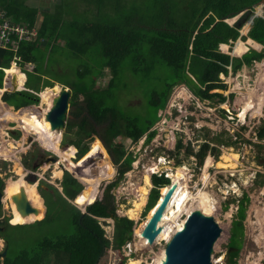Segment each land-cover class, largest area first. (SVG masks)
Wrapping results in <instances>:
<instances>
[{"label":"trees","instance_id":"1","mask_svg":"<svg viewBox=\"0 0 264 264\" xmlns=\"http://www.w3.org/2000/svg\"><path fill=\"white\" fill-rule=\"evenodd\" d=\"M79 1L86 4L80 11ZM259 1L69 0L67 3V0H60L38 26L35 7L27 6L24 1L0 0V10L11 16L15 23L38 26L37 40L22 43L18 53L23 62L35 64L38 74H27L26 84L35 79L37 86L26 85V88L38 93L45 76L44 87H52L56 82L75 90L70 104L76 107L80 104L77 109L85 112L82 120L67 122L63 140L64 144L78 148V158L84 159L81 158L80 167L72 163L73 159L66 164L62 193L51 186L49 191L41 190L45 217L35 222L45 212L36 184H27L23 178L7 197L12 208L11 220H16L17 224L9 225L6 220L0 230L7 252L3 264H99L105 250L121 249L131 242L134 223L116 215L111 194L113 184L107 187L102 200H96L100 182L91 186L86 184L88 178L92 181L93 177L99 176L101 167L113 168L98 135L110 147L112 160L119 166V175L123 176L130 170L133 158L128 156L123 161L125 151L123 148L116 150L115 140L122 134L130 142L143 137L159 120L158 113L165 108L174 86L184 84L203 101L217 98L223 102L221 94H210L212 90L226 88L220 75L237 74L244 67L250 68L264 60L262 51L251 49L241 57H232L219 50L222 44L232 46L238 39H246L240 30L253 15ZM242 13L234 25L226 22ZM246 36L264 46V9L263 17L253 20ZM59 39H64L65 45L58 43ZM42 40L46 42L44 48ZM66 49L70 50L71 60L78 59L68 65L63 62L51 64L54 53L61 57ZM12 59L13 53L0 50V68H8ZM65 71L72 78L56 77ZM126 73L130 76H125ZM15 74L18 82L23 80L22 73L8 69L10 79ZM106 77L107 81H102ZM3 80L4 72L0 70V88ZM68 80L74 81L70 84ZM135 95L142 97L141 103L131 106L138 107L145 102L144 111L140 114L123 111L122 101H129ZM2 100L15 110L39 102L38 96L28 91L5 93ZM3 120L7 121L6 118ZM84 127L89 128L80 133L83 143L74 136ZM69 134L73 136L68 137ZM259 136L264 137V128ZM152 137L153 133L147 135V141ZM208 151L215 153L216 150L204 144L197 154L200 163ZM93 155L96 160L84 171L83 160ZM152 184L149 210L159 200V190L170 182L164 176H154ZM22 186L31 204L40 210L39 214L23 218L15 209L11 196L19 193ZM3 190L4 182L0 178V192ZM79 205H88L85 213L77 207ZM240 209L242 218L243 204ZM110 218L114 220L112 240L106 237L100 222ZM17 247L20 251L14 254Z\"/></svg>","mask_w":264,"mask_h":264},{"label":"rangeland","instance_id":"2","mask_svg":"<svg viewBox=\"0 0 264 264\" xmlns=\"http://www.w3.org/2000/svg\"><path fill=\"white\" fill-rule=\"evenodd\" d=\"M18 1H24V4L27 6L32 8L35 7L38 10L36 16V23L38 26L42 23L45 14L54 10L56 5L60 3V0ZM68 1L69 0H67V3ZM78 3L79 11L85 8V3L80 1L77 2V4ZM141 3H144V0H141ZM255 12H258L257 9H255L254 13ZM243 14L244 13L230 19L229 24L234 25ZM251 17L249 19H251ZM245 27H247L246 24L240 30L241 36H243L242 30ZM242 40L245 41V39ZM58 43L65 45L66 42L64 39H59ZM45 44V41L41 42L43 48ZM234 45H225L224 47H219V50L232 57H241L243 54L241 56L232 54L233 51L231 50ZM261 47L262 48H257L256 50V48L254 49V47L249 46L245 53L251 49L264 52V46ZM68 50L69 49H66L63 53L64 55L61 57L54 53L53 59H50L51 64L54 65L56 62H63L68 65L73 63V60H77L78 58L76 57L73 60L70 59ZM259 63H262L263 67H260ZM11 70H14V68ZM263 70L264 60L255 63L250 68L244 67L237 74L231 73L227 77L220 75V79L226 85V88L224 90H212L210 94H221L224 98L223 102L218 101L217 98L203 101L197 98L184 84L174 86L170 92L165 108L158 113L160 117L159 120L145 135H143V137L138 141L132 140V142H130V140L126 139L127 137L122 134L115 140L114 147L116 150L119 151L123 148L125 151L123 161L128 156L133 158L130 170L123 176L119 175V166H116L112 160L113 156L110 147H107L105 143L102 142L108 160L113 167H103L102 170H107L109 174L114 171V174L111 179L108 177L106 179L109 180H103L99 183V194L96 200H102L107 187L113 184L111 194L114 196L115 213L120 218L132 220L134 226L131 242L124 245L121 249L110 248L105 250L99 264H128V261L131 259H141L143 263L140 264H152L161 255V252L165 249L166 241L161 240L149 247L141 236L142 234L135 236V229L139 228L153 212V208L151 210L148 209L150 194L154 188L152 184L153 177H169V182H171L173 177L175 178L177 175L182 178L179 183L182 188L181 190L185 189L186 186L190 190V197L188 195L186 207L192 204V199H196L199 191L204 192L207 197L203 200L204 208L197 209H200L204 214L211 212V215L214 216L217 223L223 229L221 237L215 245V253L212 258L213 263L264 264V137L260 138L259 136V133L264 128V105L259 111L257 107V111H247L245 116L242 115L244 110L243 107L249 98L248 93L253 92L256 104L259 95H263L264 97V78L260 82L258 81L259 75ZM59 73L58 76H56L58 79L72 78L66 71ZM105 73H107V71H105ZM125 76L128 77L130 74L126 73ZM27 78L28 76L25 78L24 75L23 80L20 82L16 79L13 86L23 90L24 82H27ZM46 78L45 76L42 78L41 88L38 93L39 96L44 89L52 88L50 86H43L44 79ZM73 81L74 80H68L67 82L71 84ZM102 81H107V77L103 78ZM76 83L77 82L74 84ZM55 84L58 83L55 82L54 85ZM25 85H27V87H35L37 86V80L33 79L31 83ZM60 87L65 89L61 84ZM66 89H69L72 96L75 95V90L69 87H66ZM253 89L254 91H252ZM38 98L39 102L37 105L27 108L38 107L41 104V97ZM81 100L82 98H80V103ZM141 100L142 97L139 95L133 96L129 101L123 100L122 110H131L136 114H140L141 111H144L146 103L143 102L138 107L132 106L139 105ZM126 102L130 106H127ZM0 103L4 104L2 101H0ZM69 105L70 107L67 109L66 120L64 122L65 125L70 120H82L85 114V112L77 109L78 106H81L80 104L77 107L72 106L70 103ZM0 115L3 116L4 114ZM11 117L12 120L10 119ZM6 119L10 122L18 123L17 113L9 112ZM8 121H4L0 117V131L6 136L5 142L0 139V149L3 143H5L4 148H6L10 139L11 141L18 142L16 146L19 145L18 148L20 151L18 148L17 150H13L11 156H16L19 159V163L27 171L25 174H28V171H30L38 175L39 182L35 183L38 193L40 194L42 189L49 191V186L61 191L63 180L66 177L62 176L61 179H55L53 175V165L56 163V159L52 160V157L58 159V156L55 154L57 150H54L51 145L46 144V142L33 131H30V134H23L24 131H22L21 128L15 123H10ZM8 128L11 130L8 131ZM88 128L89 127H84L74 137L81 139L80 133L88 131L86 130ZM65 131L66 127L62 132L58 131L61 142H59L57 148L61 150H65L63 148V146L66 145L63 143ZM73 132L75 133L76 130ZM152 133L153 137L147 141V135ZM71 136H73V134L68 135V137ZM99 137L101 138L100 135ZM81 141L84 143L83 139H81ZM204 144H208L216 151L215 153L213 151H208L203 162L200 163L197 154ZM76 150L78 151L79 149L76 148ZM33 155L36 159H34ZM232 155L237 156L234 160L235 167H228V163L224 162L225 160L223 157H230ZM41 156H44V158H41ZM91 157L87 160H83V165H81L83 166V170L88 169V166L93 164L96 160L95 155ZM73 160L72 163L79 164L78 166L80 167L82 160L78 161L77 158ZM208 161L212 162L211 165H208ZM219 162H222L227 167L224 169L218 167ZM35 164H37V166ZM77 165L76 169L79 168ZM34 166L37 168L35 171L33 170ZM25 174L22 176L17 175L15 163L11 158L0 159V178L4 182V190L8 180H14V182H16H12V186H15L8 189L7 197L21 183ZM146 175L149 176L150 187H146ZM90 183H92V181H90ZM145 187L148 189L147 194L143 196L146 202L144 201V204L138 210V218L136 220L131 219L127 213L130 209L135 208L136 203L140 202L139 198L140 195H142L141 193H143L142 189ZM167 191L166 188H161L159 193L163 195L166 194ZM177 194L178 192L175 191L168 207H170L172 201L178 197ZM40 196L42 197L41 194ZM4 199L5 198H3V200ZM42 199L44 204L45 199L43 197ZM195 202V206H199L198 204L200 202H198L197 199ZM241 204L244 205L242 218L239 215L240 211H242V209H240ZM81 209L86 212L85 207ZM256 210H259L260 221L257 217L258 212ZM11 217V204L5 199V202L3 201L0 206V230H2L6 220H8L7 223L9 225L13 226L17 224V221L14 219L11 220ZM43 218L44 215L40 219L35 220V222ZM184 219H186L185 215L180 219L179 223ZM100 222L106 233V237L112 240L114 220L111 218L101 219ZM143 240L144 242H142ZM4 250L5 242L0 236V254H2ZM19 251L20 247H17L13 253L15 254ZM3 261L2 259L0 264H3Z\"/></svg>","mask_w":264,"mask_h":264},{"label":"bare ground","instance_id":"3","mask_svg":"<svg viewBox=\"0 0 264 264\" xmlns=\"http://www.w3.org/2000/svg\"><path fill=\"white\" fill-rule=\"evenodd\" d=\"M259 10H260V8L257 9V11H259ZM249 28H250V26L247 25V27H245L242 30V34H243L242 37H246L245 41H243L242 39H238L236 41V43H234L235 45L233 44L234 47H232L233 49L231 48L232 49L231 51H233V53H232L233 55L241 56L242 54H244L248 50L249 46L254 47V49L256 48V50H257V48H260V46H262V45L258 44L257 42L251 40L250 38H248L246 36L248 31H249ZM224 46H225L224 44L220 45V47H224ZM221 50H222V48H221ZM259 66L263 67V64L259 63ZM7 77L8 78L5 79L6 84H5V87L3 89H5V90L8 89L7 91H9V92L16 91L17 89L15 87H13V85H11L9 81H7V80H11V79L9 78L8 75H7ZM13 77H17V75L15 74ZM263 78H264V70L260 73L258 81L260 82ZM7 86H9V87H7ZM63 87H65V86H63ZM3 89H1L0 91L3 92ZM67 90L69 91V89H66V87H65V89H62L60 87V84H55L54 86H52V88L44 89L40 93L41 104L36 108H26V109L24 108V109H21L19 111H15L12 109V107L7 109L4 104L1 105V103H0V114H4L3 116L0 115L2 120H3V118H6V116L9 112L17 113L18 123L17 124L15 122H13V123H15L19 128L22 129V131H24L23 134H30L29 132L33 131L36 135H38L41 139H43L46 142V144L51 145L54 148V150H57V152L55 154L58 156V160H60V161L56 162L53 165V168H54L53 175H54L55 179H61L62 176H64V170H65L66 164H68L71 159L76 158V155L78 154V151L76 150V148L74 146H70L69 149L66 148L65 150H61L60 148H57V146L59 145V142H61V137H60V134L58 132L59 130H57V129H58V127L61 128V126H60V123L58 124V122L50 121L49 117H48L49 112H50L49 110H51V108L53 107V102H54L55 98H60L64 93L68 92ZM252 91H254V89ZM255 92H257V91H255ZM70 95L71 96H69V98L71 99L72 93H70ZM248 96H249L248 101L245 103V105L243 107L244 108V110L242 112L243 116L246 115L247 111H250L249 109L257 111V107H258V111H259V110H261V107L264 105L263 95L258 96L257 104L254 101L255 99L253 97V92L248 93ZM69 98L65 101L66 107H67V102L69 101ZM66 107H65V109H66ZM10 119L12 120V117ZM8 122H10V121H8ZM59 122H61V116L59 118ZM5 138H6V136L4 135V133L2 131H0V139L3 142H5L6 141ZM8 143L9 144L7 145L6 148H4L5 143L2 144V146H1L2 148L0 149V159L11 158V160H13V162L15 163V169H16L17 175L22 176L27 171L19 163V159L16 156H11V154H12L11 152L13 150H17V148L19 147V145L16 146L18 144V142L11 141V139H10L8 141ZM21 145H22V143H21ZM19 151H20V149H19ZM223 158L225 160L224 162L228 163V167H235V161L234 160L237 158L236 155H232L230 157L226 156ZM211 163H212L211 161H208V165H211ZM71 166L75 170L74 164L73 165L71 164ZM218 167L224 169L227 166H225L222 162H219ZM182 172H184V171H182ZM75 173L79 177L76 170H75ZM99 173H101V172H99ZM175 178H177V179H175ZM175 178L173 177L172 182L177 183L176 191L178 192V194H177L178 197L174 201H172L171 206L167 207V210L164 213L163 222L165 223V226H164L163 231L159 235L156 243L160 242L161 240H165L167 242L177 230H180L182 228L186 219H184L183 221L181 220V222L179 223L180 219L184 215L187 217L193 210H195L197 208H204L203 200L207 198L206 195L204 194V192L199 191V194L197 193L198 195L196 197L197 201L200 202L198 204L199 206H197V205L195 206L196 199L193 198L192 204L190 206L186 207L188 195L190 197V190H189V188H187V186L185 189L181 190L182 188L180 187L179 183L182 180V178H180L178 175H177V177L175 176ZM81 180L84 181L83 178H81ZM88 181H89L88 183H86L84 181L88 186H91L97 182L94 180V177L92 179V183H90V181H91L90 178H88ZM12 182H14V180H8L6 182L5 197H4L5 199H7L8 189H11L13 186H15V185L12 186ZM14 183H16V182H14ZM145 184L147 185L146 187H148V186L150 187L148 175L145 176ZM146 187L142 189L143 193H141L142 195H140V198H139L140 202L136 203L135 208L130 209L129 212L127 213L131 219L136 220L138 218L139 213H137V212L140 209V207L144 204V201L146 202V200H144V197H143L147 194L148 189H146ZM163 188L167 189V187H163ZM5 199L3 200L4 202H5ZM77 207L82 208L81 205H79ZM256 211L258 212L257 217L259 218V221H260L259 210H256ZM151 214H150V216H151ZM206 215H211V212L206 213ZM146 221H144V223L141 224L139 228L135 229V236L142 234V231H143V228L145 226ZM145 242H146V240H145ZM163 259H164V250L161 252V255L152 264H160L163 261ZM140 263H143V262H141V259H131L128 261V264H140Z\"/></svg>","mask_w":264,"mask_h":264},{"label":"water","instance_id":"4","mask_svg":"<svg viewBox=\"0 0 264 264\" xmlns=\"http://www.w3.org/2000/svg\"><path fill=\"white\" fill-rule=\"evenodd\" d=\"M262 5H264V0H260L256 8H259ZM258 13L262 12L259 10ZM69 96H71L70 91L64 93L60 98H55L53 102V107L51 108L48 115L50 121L58 122V124L60 123L61 128L58 127L59 132H62L66 127L64 122L66 120L67 109L68 107H70ZM68 98L69 101L67 102L66 107L65 101ZM60 116L61 122H59ZM100 140L102 141L101 138ZM69 147V145L63 146L64 149H69ZM76 158L78 161H80L81 159L78 158V154ZM53 159H56V162L59 161L56 157H52V160ZM81 165H83V163ZM36 169V166H34L33 170L35 171ZM29 173V175L25 174L24 181L27 184L38 183V175L35 172ZM176 189L177 183L171 182L166 194L160 195L159 200L153 207V212L151 216L149 217V219H147L145 223V226L142 231V237L146 240L147 245L149 247L153 246L156 243L159 235L164 229L165 223L163 222V216ZM4 196L5 190L0 192V206L3 203ZM11 202L15 206L17 212L23 218L28 217L32 214H39L40 210L31 204L27 197L26 189L24 186L20 188L19 193L11 196ZM71 203L74 204L73 201H71ZM44 207L45 217V202ZM82 211L84 212V210ZM222 231L223 229L217 223L214 216L206 215L200 209L193 210L186 217L182 228L180 230H177L172 235V237L166 242V246L164 249V259L160 264H214L212 258L215 253V245L218 239L221 237ZM6 255L7 252L5 249L3 253L0 254V260L5 259Z\"/></svg>","mask_w":264,"mask_h":264},{"label":"built area","instance_id":"5","mask_svg":"<svg viewBox=\"0 0 264 264\" xmlns=\"http://www.w3.org/2000/svg\"><path fill=\"white\" fill-rule=\"evenodd\" d=\"M254 15L255 16H252L248 22V26L251 25L255 17H263V13L259 15L258 12H255ZM36 35V29H28L19 24L13 23L4 11H0V48L16 52L21 42L33 41ZM15 60L18 59L15 58ZM13 67L17 70L20 69L16 67V63H13ZM34 68L35 66L32 65V63H28L21 69H24L28 73H34ZM5 72H7V70H5ZM9 82H13V79L9 80ZM4 84H6V82H4Z\"/></svg>","mask_w":264,"mask_h":264},{"label":"clouds","instance_id":"6","mask_svg":"<svg viewBox=\"0 0 264 264\" xmlns=\"http://www.w3.org/2000/svg\"><path fill=\"white\" fill-rule=\"evenodd\" d=\"M263 6L264 5H262L261 7H259L260 8V11L263 13ZM255 9H258V8H255ZM1 11V10H0ZM5 12V11H4ZM6 13V12H5ZM262 13H259V15L260 14H262ZM253 14H254V12H253ZM8 16V15H7ZM252 16H254V15H252ZM11 20H12V22L13 23H15L14 22V20H13V18L11 17V16H8ZM258 17H260V16H258ZM255 18H257V17H255ZM229 21L230 20H226V22L229 24ZM250 21V19L245 23L246 25H248V22ZM253 23V22H252ZM251 23V24H252ZM15 24H19V23H15ZM19 25H21V26H23V27H26V28H28V29H32V28H34V29H36L37 30V35H36V37H35V39L33 40V41H23V42H21L20 44H19V46H18V50L16 51V52H14V51H12V50H7V49H2V48H0V50H4V51H9V52H11V53H13V59H12V61L10 62V65H9V67L8 68H0V70H2L3 72H4V80H3V83L5 82V79L7 78V72H5V70H7L8 71V69H12V68H14V69H16L15 67H13V63H16V67L17 68H20L19 70H17V71H19L18 73H22L23 75H25V77L27 76V74H35V75H38L36 72H35V69H36V66H35V64H33L32 62H30V63H32V65H34L35 66V68H34V73H28V72H26L24 69H21V68H23L24 66H25V64H28V63H26V62H23L22 61V59L20 58V57H18V53H19V51H20V47H21V45H22V43H32V42H35L36 40H37V38H38V26L37 25H35V26H33V27H30V26H28V25H22V24H19ZM232 25V24H231ZM250 27H251V25H250ZM250 29V28H249ZM241 39V38H240ZM42 41H44V40H42ZM41 41V42H42ZM15 58H17L18 60H15ZM11 79H13V82L16 80V78L15 77H12ZM26 81L24 82V88H23V90H16V91H14V92H19V91H28V92H30V93H32V94H34V95H36V96H38V97H40L39 95H38V93H36L35 91H32V90H30V89H28V88H26ZM5 87V84H3V87L2 88H0V89H3ZM14 93V92H7V91H3V93ZM30 106H33V105H30ZM30 106H27V107H30ZM27 107H23V108H27ZM23 108H21V109H23ZM21 109H19V110H21ZM13 110H15V109H13ZM16 111V110H15ZM67 124V123H66ZM63 145V144H62ZM168 179H169V177H168ZM62 191V190H61ZM75 200V199H74ZM73 200V201H74ZM73 204V203H72ZM88 206V205H87ZM86 206V207H87ZM4 260V259H3ZM1 261V260H0Z\"/></svg>","mask_w":264,"mask_h":264},{"label":"flooded vegetation","instance_id":"7","mask_svg":"<svg viewBox=\"0 0 264 264\" xmlns=\"http://www.w3.org/2000/svg\"><path fill=\"white\" fill-rule=\"evenodd\" d=\"M10 123H13V122H10ZM10 126V125H9ZM8 131L9 130H11L10 128H8L7 129ZM33 157H34V155H33ZM41 158H44V156H41ZM34 159H36L35 157H34ZM49 160H50V158H49ZM36 161V160H35ZM36 166H37V164H35ZM103 167H105V166H103ZM103 167H101L100 169H99V171H98V174H99V176H95L94 177V180L95 181H97V182H101V181H103V180H109V179H106V178H108V177H110L111 175H113L114 174V171H112L110 174H109V172H107V170H102V168ZM107 168V167H106ZM30 171H28V175L30 174L29 173ZM99 172H101V173H99ZM172 182V181H171ZM170 185V184H169ZM169 185L168 186H166L167 187V190H168V187H169ZM174 196V195H173Z\"/></svg>","mask_w":264,"mask_h":264},{"label":"crops","instance_id":"8","mask_svg":"<svg viewBox=\"0 0 264 264\" xmlns=\"http://www.w3.org/2000/svg\"><path fill=\"white\" fill-rule=\"evenodd\" d=\"M260 48H262L261 46H260ZM224 76V75H223ZM8 78V77H7ZM7 81H9V80H7ZM4 84V83H3ZM7 87H9V86H7ZM12 87V86H11ZM14 87V86H13ZM1 90V89H0ZM8 90V89H7ZM7 90H5V89H3V91H7ZM5 94V92L3 93L2 92V94H1V96H0V101H2L3 102V100H2V97H3V95ZM7 107H9V108H11V106H9L7 103H5V102H3ZM2 104V103H1ZM12 109H14V107H12ZM250 111H251V109H249ZM256 113V112H255ZM70 146V145H69ZM75 147V146H74ZM76 148V147H75ZM201 192V191H200ZM60 193H62V191H60ZM70 203H71V201H69ZM45 208V207H44ZM44 214H45V212H44ZM142 242H144V240L142 241Z\"/></svg>","mask_w":264,"mask_h":264}]
</instances>
